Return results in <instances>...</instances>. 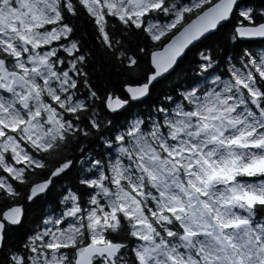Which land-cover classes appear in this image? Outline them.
Listing matches in <instances>:
<instances>
[{"label": "snow or ice", "instance_id": "1", "mask_svg": "<svg viewBox=\"0 0 264 264\" xmlns=\"http://www.w3.org/2000/svg\"><path fill=\"white\" fill-rule=\"evenodd\" d=\"M0 264H264V0H0Z\"/></svg>", "mask_w": 264, "mask_h": 264}, {"label": "trees", "instance_id": "2", "mask_svg": "<svg viewBox=\"0 0 264 264\" xmlns=\"http://www.w3.org/2000/svg\"><path fill=\"white\" fill-rule=\"evenodd\" d=\"M192 56H193V54L192 53H189V57L186 58V60H185L184 63L187 64L188 59L191 58ZM177 83H179V81ZM73 174L74 173H69L68 176L62 177L61 179L56 180L54 194L59 192L60 187L65 182V180H71ZM49 205H50V201L49 200L37 202V204L33 206L34 207L35 214L36 215H39L41 212H44ZM42 217L43 216L40 217L41 220H42Z\"/></svg>", "mask_w": 264, "mask_h": 264}, {"label": "rangeland", "instance_id": "3", "mask_svg": "<svg viewBox=\"0 0 264 264\" xmlns=\"http://www.w3.org/2000/svg\"><path fill=\"white\" fill-rule=\"evenodd\" d=\"M46 211V210H45ZM42 220H43V217H42Z\"/></svg>", "mask_w": 264, "mask_h": 264}]
</instances>
